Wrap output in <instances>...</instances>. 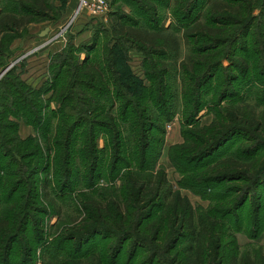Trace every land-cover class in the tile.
<instances>
[{
    "label": "trees",
    "instance_id": "obj_1",
    "mask_svg": "<svg viewBox=\"0 0 264 264\" xmlns=\"http://www.w3.org/2000/svg\"><path fill=\"white\" fill-rule=\"evenodd\" d=\"M123 2L131 13H113L111 31L96 28L94 39L79 46L74 43L75 33L68 32L66 47L51 57L50 76L45 77L42 87H33L23 78L28 57L0 79V264H21L27 256L33 264V247L24 248L21 260L13 263L12 258L21 234L30 223L27 216H31L30 210H36L39 191L47 190L50 183L45 179L46 186L44 179H38L42 171L38 137L23 139L17 135L21 122L39 134L55 128L53 145L59 155L54 175L61 191L67 189L72 175L79 170L75 167L76 154L80 153L84 168L81 177L78 174L81 181H95L99 177L102 156L97 141L102 136L114 141L112 170L120 166L133 168L121 178L120 187L106 189L104 196H84L82 207L86 217L80 235L65 233L56 242L63 249L76 239L66 251L69 260L49 264H105L102 248L97 251L95 246L96 251L81 254L91 234L115 238L107 247H115L121 235L131 240L132 245L141 241L148 244L151 235L155 238L153 242L173 239L170 251H165L172 256L171 264H255L240 254L236 237L227 235L224 229L227 220L247 203L253 185L241 197L242 189L228 185L222 188L221 184L248 180L249 176L259 182L264 176V163L254 155L257 152L254 148H264V141H254L256 147L243 146L236 156L215 154L237 134H247L245 137L253 142L256 134L264 135L263 124L254 119L253 113L242 112L241 116L236 108L219 107L213 109L216 118L211 125H194L198 124L201 112L211 106L204 104L203 95L214 93L215 105L220 106L226 98L236 95L233 86L242 76L258 77L264 73L260 66L264 59V0ZM203 2L208 8L204 14L198 13ZM168 7L172 10L168 11L172 19L170 28L182 32L188 50L184 58H180V37L174 32L167 34L161 24L169 18L162 12ZM50 9L47 0H22L2 9L0 74L17 60L15 51L8 47V35L46 20ZM202 16L205 25H196ZM104 31L108 32L106 37L102 36ZM140 31L146 35L142 36ZM101 40L105 42L100 44ZM125 42L128 47H124ZM240 50L247 53L240 55ZM133 51L142 53L144 79L130 66ZM82 53L87 54L84 60L78 55ZM230 68L238 73H231ZM177 72L182 78L179 94L184 100V121L191 129L183 131L187 142L179 148L184 153L172 155V163L184 176L182 187L217 200L210 210H196L187 196L174 190L167 173L156 170L157 158L151 157L149 151L153 148L150 132L163 134V125L175 115V102L170 101L169 94L170 79ZM52 102L58 105L56 109L52 108ZM103 102H107L108 108L103 107ZM126 134L129 141L137 142L131 159L134 165L127 161V155H119L122 141H127ZM77 141H81L79 149ZM31 144L35 146L32 148ZM41 194L44 203L55 201L47 193ZM148 207L150 210L140 219L139 212ZM155 212L159 215L153 218ZM151 218L152 221L144 223ZM181 239L186 244L175 250L174 242ZM121 248L119 244L117 251ZM158 249L150 251L149 257L154 262L162 247L158 245Z\"/></svg>",
    "mask_w": 264,
    "mask_h": 264
},
{
    "label": "rangeland",
    "instance_id": "obj_2",
    "mask_svg": "<svg viewBox=\"0 0 264 264\" xmlns=\"http://www.w3.org/2000/svg\"><path fill=\"white\" fill-rule=\"evenodd\" d=\"M17 1L22 0H0V12H2V9L5 10L8 4L15 5ZM47 1L51 5V9L47 14L46 20L29 24L26 28L9 34L7 39L8 47L15 51L17 59L22 58L23 60L28 57L25 63L26 65L24 66L23 78L28 84L36 88L42 87L45 77L50 76L49 68L51 57L56 53L61 52L67 45V42H65V44H57L58 41H63L61 36V38L57 37L61 29L60 26L71 20V18L75 15V10L78 9L79 6V0ZM173 1L175 2V0ZM206 1L207 0H205V2ZM110 2L111 12L107 21L100 18L95 19L90 17L86 19L81 18L80 20L79 16H81V14L76 16V22L74 21V33L76 35L74 38V43H76L77 46H79V44L82 42L94 39V30L96 28L101 29L105 27L106 31H111L113 24V13L119 11L121 13H131V9L123 2V0H110ZM207 8L208 4L206 5V3L204 4L203 2L200 9L198 10V13L204 14ZM168 11L171 12V8L168 7L165 10L162 9L163 15H166L167 13L169 18L163 20L161 24L166 28L165 30L168 31L167 34L174 32L180 37V58H184L187 55L188 50L186 48L185 41L181 38L182 32L175 31L170 28L172 25V19L171 13ZM258 13L259 12H256V15ZM82 19L84 21L83 23ZM262 19L264 18L262 17ZM205 22V18L202 16L196 25H201ZM44 32L46 33L44 34ZM140 32L142 36L146 35L145 32ZM107 34L108 32L105 34L104 31L102 36L106 37ZM106 39L104 40L106 41ZM104 40H101L100 44L104 43ZM123 45L124 47H128L126 42L123 43ZM61 46H63V48L59 49ZM131 53L130 66L137 76L144 79L145 76L142 69L141 58L142 53L138 51H133ZM244 53L246 54L247 52H243L242 50L239 51L240 55H245ZM78 55L79 57L81 56V60H84L87 54L82 53ZM248 59L252 60L253 58L251 57ZM255 59L258 60L257 57H255ZM225 65L229 66L230 63L226 61ZM260 66L261 70L263 69L264 71V59L262 62H260ZM230 70L231 73H238V71H234L232 68H230ZM177 73H175V75L170 79L172 88L170 89L169 94L170 101H173L172 103L175 102V115L172 121L168 122L166 125H163L165 127V132L163 134H159L155 130L150 132L152 135L151 143L153 148L149 149V151L151 157L156 156L157 158L155 165L156 170L163 169L167 173L168 180L173 186L174 190H180L183 196H187L196 210H210L217 204V200L209 196L203 197L196 194L189 188L182 187L181 183H184V176L172 163V155L184 153L179 148L180 145H183L187 142L183 135V131L191 129V127L187 126L184 121V100L179 94L182 89V78L180 73ZM233 90L236 91V95L226 98L223 102H221L220 106L215 105L216 96H214V93L203 95L202 100L204 104L206 103L207 106L211 104V106L210 108L206 107L201 112L198 124H195L194 126L205 127L211 125L216 118L213 109L222 107V109L236 108L240 115L242 112L253 113L255 116L254 119H259V121H261L263 124L262 129L264 130V73L260 74L258 77H254L253 74H249V76H242L234 83ZM47 95L50 97V93ZM47 95L45 97H47ZM102 105L103 107L108 108L107 102H103ZM57 106L58 105L55 104V102H52L53 109H56ZM48 111L45 110V113ZM107 111L109 112L108 109ZM55 122H57V119ZM24 125L29 126L26 123L21 122L17 135L19 134V136L23 139H27L32 135L38 137V142L42 149L38 156L42 162V171L38 179H44L42 181L43 184L47 183L45 182V179L50 181L49 186L45 184L48 186L47 190L43 188L42 190L44 193H47L49 197H54L55 201H53L52 204L44 203L43 199L41 200V193L43 192L39 191L40 198L37 200L35 206L36 210L35 212L34 210H30L31 216H27V219H30V223L28 224L25 233H22L20 236L14 256L12 258V262L15 263L16 261L22 259L24 248L27 246L33 247V264H49L55 262L56 260L68 259V257H66V251L70 249L71 243H76V239L72 240L73 242L70 241L66 243V246H64L63 249L57 247L56 242H59V239L65 233L70 235H76L79 233L80 235L81 232L79 229L84 225L83 222L86 217V213L82 207L84 196L100 197L106 194V189L120 187L121 178L125 175V173L131 171L133 168H125L120 166L117 169H114V171L112 170L111 157L114 155V141L102 136L97 141V149L99 152H101L102 156V168L100 170L99 177L95 181H92L91 179L81 181L80 177L84 172V168H81L79 159L80 153L79 155L76 154L75 167L76 169L79 168V170L77 174L74 173L72 175L70 184L68 183V186L66 187L67 189L61 191L59 187L60 183L57 180L56 175H54L55 162L59 155L56 146L53 145V136L56 132L55 128L53 127V130L46 134H39L38 131L36 132V130L30 126L34 129V133L26 136L28 134V128H26ZM31 131L32 130H30V132ZM258 134H260L261 137ZM258 134H256V140H253V142L252 140H249L245 137L247 134L235 135L225 145H223L221 149L218 150L215 156L222 155L221 157H223L233 154L236 156V152H239L243 146L247 147L248 145H252L253 147H256L255 145L257 142L254 141H264V135H262L261 132ZM125 138L127 141H122V150L120 151L119 155H127V161H130L131 164L134 165L133 160L131 159L135 155L137 142L129 141L128 134H126ZM158 139H161V141ZM76 143V148L79 149L81 141H77ZM140 143L143 142L140 141ZM34 146L35 145H32L31 147L33 148ZM254 151H257L254 155L258 156L261 159L260 162L264 163V148H260L258 150L257 148H254ZM78 174H80V177ZM249 177L248 180H228L227 182L225 181L223 184H221L222 188L228 185L229 187L236 186L238 189H242L240 190L241 193L239 192L241 197L247 187H251V185H253V191L249 193L247 203L243 208L236 211L234 215L229 218L230 220H227L224 229L227 230V235L233 234L236 237L240 247V254L242 256H246L247 259L252 263L264 264V176L261 178V180H259V182H257L255 178L249 179ZM58 188L60 189V192H58L59 194L56 192ZM24 191L26 192L25 189ZM150 208H145L141 211V213L139 212L140 219H142V215L147 213ZM158 215L159 213L155 212V214H153V218L157 217ZM152 220V218L150 220H145L144 223L150 222ZM91 235L90 241H87L82 247L81 254L94 252L96 250L98 251L100 248H102L104 252L101 255L105 264H171L172 256L166 254L165 251H170L169 248L174 241L173 239H168L165 241H161L160 239V241L153 242L155 238H152L153 236L151 235L147 239L148 244H144L140 240L141 242L138 244L132 245L131 240H125L123 238L124 235H121V237H119L120 239L118 240L119 243L115 244V247L112 245L107 247L108 244L115 241V238H110V236H108L109 234ZM119 244H122V248L120 251H117ZM175 244H177L175 246V250H181L186 242H183L181 239L178 242H174V245ZM158 245L162 247V251L157 254V261L154 262V258L152 259L149 257L150 251H159ZM95 246L97 247L96 250L94 249ZM175 250H173L172 253H174ZM76 251L77 250H74V253L76 256H78ZM29 261L30 256H27V258L21 264H30Z\"/></svg>",
    "mask_w": 264,
    "mask_h": 264
},
{
    "label": "built area",
    "instance_id": "obj_3",
    "mask_svg": "<svg viewBox=\"0 0 264 264\" xmlns=\"http://www.w3.org/2000/svg\"><path fill=\"white\" fill-rule=\"evenodd\" d=\"M110 3H111L110 0H79V6H78V9L75 10V15L71 18L69 22L60 26L61 29L57 37L61 36L63 41L67 42V34L69 31L75 32L74 31L75 30L74 23L76 22L75 18L76 16H79L80 14H81V16H79L80 20L81 18L86 19L90 17V18H95V19L100 18V19L107 21L109 19L110 12H111ZM83 19H82V23L84 22ZM21 60L22 58L17 59L14 62L17 61L15 63L17 64Z\"/></svg>",
    "mask_w": 264,
    "mask_h": 264
},
{
    "label": "crops",
    "instance_id": "obj_4",
    "mask_svg": "<svg viewBox=\"0 0 264 264\" xmlns=\"http://www.w3.org/2000/svg\"><path fill=\"white\" fill-rule=\"evenodd\" d=\"M42 41H43V38H42ZM61 43H62V44H63V43L65 44V42L62 41V40L57 42V44H61ZM58 46H59V45H58ZM62 48H63V46H61L59 49H62ZM59 49H57V50H59ZM52 52H53V51H52ZM43 64H44V63H43ZM42 78H43V77H42ZM24 126H25L26 128H28V131H27L28 134H27L26 136H29V135H31V134L34 133V129H33V128H31L30 126H26V125H24ZM30 130H32V131L30 132Z\"/></svg>",
    "mask_w": 264,
    "mask_h": 264
},
{
    "label": "water",
    "instance_id": "obj_5",
    "mask_svg": "<svg viewBox=\"0 0 264 264\" xmlns=\"http://www.w3.org/2000/svg\"><path fill=\"white\" fill-rule=\"evenodd\" d=\"M46 32H47V30H46ZM46 32H44V34L46 33ZM17 62V61H16ZM16 62H13V63H11L1 74H0V79H1V77L9 70V69H11L14 65H15V63Z\"/></svg>",
    "mask_w": 264,
    "mask_h": 264
}]
</instances>
